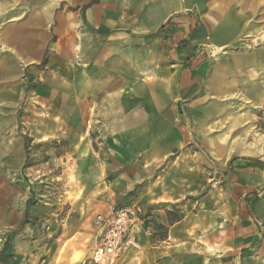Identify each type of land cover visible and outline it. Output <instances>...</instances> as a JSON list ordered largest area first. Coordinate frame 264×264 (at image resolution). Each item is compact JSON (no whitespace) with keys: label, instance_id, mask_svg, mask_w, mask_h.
Wrapping results in <instances>:
<instances>
[{"label":"rangeland","instance_id":"obj_1","mask_svg":"<svg viewBox=\"0 0 264 264\" xmlns=\"http://www.w3.org/2000/svg\"><path fill=\"white\" fill-rule=\"evenodd\" d=\"M90 1L79 7L73 0H6L5 4L0 0V183L18 187L24 203L22 227L16 235L7 236L11 244L0 264H102L90 260L89 253L99 242L98 215L104 213L101 206L109 183L125 174L135 176L147 165L141 149L153 141L126 139L130 125L120 123L127 117L140 118L142 100L125 92L123 76L115 77L118 90L114 93L100 90V75H94L91 63L79 57V36L92 34L80 16ZM260 1L253 24L264 31V0ZM260 32L239 36L231 45L204 41L181 61L205 67L198 72L199 83H191L196 92L175 101H199L196 110L204 111L203 120L213 116L214 121L194 123L189 115L180 117L167 99L162 123L135 124V135L142 130L171 133L172 138L156 142L201 149L213 167L222 165L233 145L226 169L236 159L264 167L260 154L240 152L248 143L264 150V65L241 63L236 83L227 85L224 95L211 93L208 82L222 54L264 48V40L256 41ZM251 83L258 87L251 88ZM207 105H217L218 111ZM136 151L139 154L131 155ZM141 185L139 181L131 186L126 197ZM207 190L183 188L177 203ZM261 191L257 224L264 243ZM85 218L86 227L81 230ZM130 235L107 264H175L165 260L168 254L157 258L156 253L150 259L152 253L131 250L136 237ZM194 261L205 264L201 254Z\"/></svg>","mask_w":264,"mask_h":264},{"label":"crops","instance_id":"obj_2","mask_svg":"<svg viewBox=\"0 0 264 264\" xmlns=\"http://www.w3.org/2000/svg\"><path fill=\"white\" fill-rule=\"evenodd\" d=\"M73 1L79 7L85 3ZM260 3V0H91L82 7L81 20L92 34L79 36V57L84 63H91L89 70L94 75H100L102 91L114 93L118 90L115 77H124L121 82L125 92H133L142 100L140 118L127 117L120 122L130 125L125 138L153 141L150 147L141 149L147 165L137 170L135 176L113 178L101 206L104 210L101 215L105 217L114 205L130 202L140 203L148 212V221L134 223L128 233L136 237L131 250L152 253L154 257L150 259H155L156 253L157 258L168 254L165 260L168 258L175 264L184 261L196 264L192 260L199 254L205 264H264V243L259 240L257 224L264 167L236 159L226 169V158L233 153V145L228 147L222 165L213 167L201 149L156 142L172 138L171 133L142 130L136 136L133 132L135 124L162 123V108L167 99H171L169 105L180 117L189 115L194 123L213 120V116L203 120L204 111L196 110L199 101L184 104L175 101L190 98L196 92V85L192 87L191 83L196 80L199 83L198 72L205 67L181 61L204 41L217 46L231 45L239 36L259 31L262 34L256 41L264 40L262 28L253 24ZM185 11L189 14L179 15ZM241 63L264 65V48L244 49L237 55L222 54L209 73L211 93L224 95L229 89L227 85L236 83L235 72L241 73L238 70ZM256 87L251 83V88ZM207 108L218 111L217 105ZM240 152L255 155L245 147ZM137 154L139 151L131 155ZM139 181L140 188L126 197ZM199 187L208 190L199 197L177 203L183 188ZM18 189L0 183V257L6 253L7 244H11L6 242L7 236L12 232L16 235L22 227L24 203ZM86 221L85 218L79 229H85ZM98 228L100 233L101 224Z\"/></svg>","mask_w":264,"mask_h":264},{"label":"built area","instance_id":"obj_3","mask_svg":"<svg viewBox=\"0 0 264 264\" xmlns=\"http://www.w3.org/2000/svg\"><path fill=\"white\" fill-rule=\"evenodd\" d=\"M148 212L140 203L116 204L108 216L98 215L101 224L99 242L89 253L90 260L109 263L122 247L125 236L134 223L148 221Z\"/></svg>","mask_w":264,"mask_h":264},{"label":"bare ground","instance_id":"obj_4","mask_svg":"<svg viewBox=\"0 0 264 264\" xmlns=\"http://www.w3.org/2000/svg\"><path fill=\"white\" fill-rule=\"evenodd\" d=\"M247 149L250 151V153H257L260 154L264 158V150L263 149H258L253 143H248L247 144Z\"/></svg>","mask_w":264,"mask_h":264}]
</instances>
